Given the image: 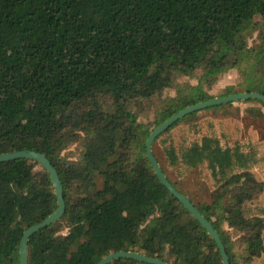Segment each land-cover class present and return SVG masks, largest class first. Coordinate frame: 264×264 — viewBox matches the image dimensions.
<instances>
[{
	"label": "trees",
	"instance_id": "trees-1",
	"mask_svg": "<svg viewBox=\"0 0 264 264\" xmlns=\"http://www.w3.org/2000/svg\"><path fill=\"white\" fill-rule=\"evenodd\" d=\"M224 67L244 78V91L264 94V0H0V153L45 155L65 203L30 235L27 264H97L119 250L222 264L214 239L160 182L145 143L179 109L215 97L201 82ZM186 115L153 142L179 177L200 163L210 170L212 201L193 203L229 264H264V134L231 140L209 121L210 132L180 126ZM56 207L42 164L0 161V264H19L23 231Z\"/></svg>",
	"mask_w": 264,
	"mask_h": 264
},
{
	"label": "rangeland",
	"instance_id": "rangeland-1",
	"mask_svg": "<svg viewBox=\"0 0 264 264\" xmlns=\"http://www.w3.org/2000/svg\"><path fill=\"white\" fill-rule=\"evenodd\" d=\"M256 38L251 40L255 42ZM182 86L187 89L197 84V79L181 80ZM203 91L208 95L219 96L220 94H230L242 92L245 89V80L234 68L224 67L215 80L211 82L202 81ZM169 95L175 94V89H169ZM253 107V111L248 108ZM150 119L154 117L151 116ZM157 120V118H155ZM211 122L216 131V134H223L226 131L229 139L239 138L241 140H249L251 138L260 140L264 134V105L255 100H235L231 102H223L221 104L210 105L199 110L188 113L181 121L180 126H192L197 130V124L204 126V131H208L207 122ZM177 128H175L176 130ZM152 149L155 152L160 164L164 166L169 173L176 186L183 194L196 205L207 202L210 203L213 199L212 195L216 189L210 170L205 167L204 163H200L184 176H177L173 167L166 164L162 150L157 141L152 143ZM36 164L30 166L29 169L35 170ZM231 231L232 238L236 241L240 240L239 233L228 227Z\"/></svg>",
	"mask_w": 264,
	"mask_h": 264
},
{
	"label": "water",
	"instance_id": "water-1",
	"mask_svg": "<svg viewBox=\"0 0 264 264\" xmlns=\"http://www.w3.org/2000/svg\"><path fill=\"white\" fill-rule=\"evenodd\" d=\"M258 99L264 103V94L259 91H242L236 93H230L227 95L215 96L213 98L198 101L192 104L185 106L182 109L176 111L169 118L165 119L159 125H157L149 134L146 143H145V152L146 155L153 167L154 172L159 178L160 182L170 191V193L175 196L180 203L190 212V214L198 220V222L207 230L209 235L216 242L218 249L221 254L222 264H229L228 255L226 253L225 247L221 241V238L218 232L215 230L211 222L196 208L195 204L187 198L181 191H179L173 183H171L163 173L158 160L153 154L152 151V143L157 135H159L162 131H164L167 127H169L174 121L181 118L182 116L193 112L195 110L202 109L204 107L221 104L223 102L235 101V100H247V99ZM16 158H30L38 161L42 166L47 170L49 176L51 178L54 194L56 196L57 207L53 212H51L47 217H45L42 221L35 223L28 228H26L19 240V264H27L28 261V239L30 235L39 229L50 225L51 223L56 222L65 210V203L62 193V184L60 178L58 176V172L50 160L40 152L31 150V149H21L15 151H8L4 153H0V161L16 159ZM119 257H127L133 258L135 260L145 261L151 264H169L166 261L144 255L142 253L136 251H113L104 256L99 260L97 264H107L111 262L115 258Z\"/></svg>",
	"mask_w": 264,
	"mask_h": 264
}]
</instances>
